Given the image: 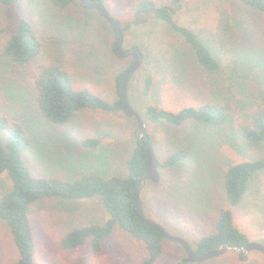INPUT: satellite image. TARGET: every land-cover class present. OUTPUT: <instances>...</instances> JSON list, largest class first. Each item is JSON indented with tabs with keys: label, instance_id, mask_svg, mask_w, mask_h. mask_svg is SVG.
Wrapping results in <instances>:
<instances>
[{
	"label": "rangeland",
	"instance_id": "obj_1",
	"mask_svg": "<svg viewBox=\"0 0 264 264\" xmlns=\"http://www.w3.org/2000/svg\"><path fill=\"white\" fill-rule=\"evenodd\" d=\"M100 1L125 27L124 48L133 47L142 56L139 68L130 74L126 93L131 107L144 119L156 159L163 162L175 151L187 152L173 165H159V180L143 185V212L170 235L184 239L194 251L201 236L215 231L218 211L228 205L226 170L238 162L264 158V144L238 140L230 117L217 126L192 119L174 125L162 118L150 121L145 113L148 107L177 113L187 107L226 102L240 110L250 101H264V14L239 0H181L178 9L172 6L176 8L172 18L197 32L218 56L219 69L207 73L168 24L150 15L134 14L140 0ZM20 20L30 23L40 42L39 63L59 64L76 90L88 89L108 101L117 98L114 78L133 59L114 52L116 32L99 10L87 9L79 0L63 9L56 8L51 0L0 4L1 33L13 31ZM28 69L13 66L0 56V113L23 126L29 145L22 157L31 175L65 180L90 173L127 177L126 162L137 138L135 118L85 108L74 113L64 127H55L33 104L32 87L26 79ZM86 137L100 141L88 147L80 142ZM11 186L8 175L0 174V195ZM229 208L235 226L247 235L248 242L264 245V168L252 176L240 200ZM107 217L97 196L39 201L29 211L34 264L142 261L144 245L117 225L100 252L90 249L89 239L73 251L60 247L59 238L66 231L87 223L103 224ZM162 246L153 264H264V253L257 250L249 251L244 261L230 251L190 262L179 243L163 238ZM14 257L11 235L0 221V264Z\"/></svg>",
	"mask_w": 264,
	"mask_h": 264
},
{
	"label": "trees",
	"instance_id": "obj_2",
	"mask_svg": "<svg viewBox=\"0 0 264 264\" xmlns=\"http://www.w3.org/2000/svg\"><path fill=\"white\" fill-rule=\"evenodd\" d=\"M13 1L15 0H0V4L7 5ZM73 1L51 0L58 9H63ZM239 1L264 14V0ZM180 2L181 0H172L171 5L154 0H140L133 12L139 16L150 15L168 24L174 34L189 46L199 67L207 73H213L220 67V60L214 50L197 32L178 24L172 18V13L180 7ZM121 28L125 30V27ZM0 35V56L13 66L30 67L26 79H29V87H32L33 104L39 114L53 126L64 127L74 113L85 108L128 115L120 98V81L124 69L114 78L117 98L108 101L88 89H74L67 72L59 64L39 63L40 42L29 22L20 20L13 31H0ZM113 49L116 53L115 47ZM233 112L235 114L231 115ZM229 117L232 118V128L238 140L252 145L264 144V101H250L240 110L226 102L222 105L187 107L177 113L148 107L145 113V118L150 121L162 118L174 125H181L192 119L217 126ZM148 140L152 145L149 137ZM99 141L98 137L80 139L88 147L98 145ZM28 145L29 140L21 123L0 113V174L6 173L12 182L11 188L0 195V221L6 225L15 248V257L2 264H34L29 211L36 203L47 199H88L95 196L100 198L108 214L106 220L103 224L87 223L66 231L59 238L60 247L73 251L83 247L89 239L90 249L100 252L103 242L117 225L144 245L145 258L137 264L154 263L162 253L163 237L137 218L134 207L133 184L138 185L139 177L147 168L145 149L138 138L126 162L127 177L90 173L83 174L76 180L35 178L22 157ZM186 153L184 149L175 151L163 162L157 160V165H173L184 159ZM263 168L264 158L246 160L228 167L224 177V193L228 205L219 209L215 231L199 238L194 250L196 254H205L221 244L243 246L248 242L247 235L235 226L229 207L236 205L246 190L247 182Z\"/></svg>",
	"mask_w": 264,
	"mask_h": 264
},
{
	"label": "water",
	"instance_id": "obj_3",
	"mask_svg": "<svg viewBox=\"0 0 264 264\" xmlns=\"http://www.w3.org/2000/svg\"><path fill=\"white\" fill-rule=\"evenodd\" d=\"M79 2L87 9H97L101 12L104 19L110 25V27L116 32V41H115V50L119 56H129L132 57L133 61L131 65L126 67L121 75L120 81V98L123 103V107L125 112L135 118L136 120V135L139 139L140 143L145 149L146 158H147V168L145 173L139 177L140 181L137 186L133 184V195H134V207L137 218L143 223L153 227L157 232H159L162 237L168 241H173L179 243L185 251V254L190 262H199L209 260L214 257H218L226 252H235L237 253L240 260L244 261L247 259V253L251 250H257L264 253V245H260L257 243L247 242L243 246L229 245V244H221L205 254L198 255L194 251L191 250L188 243L176 236L170 235L160 224L149 219L145 216L141 202H140V191L144 184L147 181L157 182L160 178V174L158 171L157 159L155 156V151L152 148L148 140V135L145 133V122L140 114L131 107L128 102L126 87L128 77L131 73L137 70L142 62V56L137 49L132 48H124V31L121 26L111 17L108 11L105 9L100 0H96L95 2L88 3L86 0H79ZM136 178V177H134Z\"/></svg>",
	"mask_w": 264,
	"mask_h": 264
},
{
	"label": "flooded vegetation",
	"instance_id": "obj_4",
	"mask_svg": "<svg viewBox=\"0 0 264 264\" xmlns=\"http://www.w3.org/2000/svg\"><path fill=\"white\" fill-rule=\"evenodd\" d=\"M95 1H96V0H95ZM95 1H94V2H95Z\"/></svg>",
	"mask_w": 264,
	"mask_h": 264
}]
</instances>
